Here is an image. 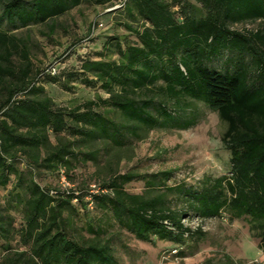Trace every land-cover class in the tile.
Here are the masks:
<instances>
[{
    "label": "trees",
    "instance_id": "1",
    "mask_svg": "<svg viewBox=\"0 0 264 264\" xmlns=\"http://www.w3.org/2000/svg\"><path fill=\"white\" fill-rule=\"evenodd\" d=\"M81 1L0 0V187L9 186L0 199V264H116L103 226L182 245L203 237L184 224L185 216L223 214L247 219L264 252V30L233 27L264 22V0H124L142 24L124 25L135 39L124 47L116 42L118 58L82 57L77 67L57 72L35 68L23 39L1 25L46 24ZM223 56L222 69L209 65ZM160 79L162 98H145ZM76 81L99 83L107 96L68 107L44 87L69 90ZM183 97L201 100L226 124L221 144L230 154L229 172L206 177L199 187L166 185L161 180L170 172L154 174L164 191L150 194L152 179L116 173L110 155L130 147L140 128L158 124L151 106L172 119L164 103L179 105ZM87 168L96 193L83 176ZM46 174L72 185L43 186ZM134 179L145 180L143 192L127 190ZM167 192L180 209H171Z\"/></svg>",
    "mask_w": 264,
    "mask_h": 264
},
{
    "label": "rangeland",
    "instance_id": "2",
    "mask_svg": "<svg viewBox=\"0 0 264 264\" xmlns=\"http://www.w3.org/2000/svg\"><path fill=\"white\" fill-rule=\"evenodd\" d=\"M123 1L109 0L102 4H92L82 0L66 14L46 24L21 27L11 26L4 20L1 25L23 39L35 68L47 69L50 66L52 71L57 72L77 67L82 57L118 58L116 42L124 47L126 41L135 39L124 25L128 23L140 28L142 24L141 20L126 12ZM176 9L174 6L173 10ZM193 13L197 14L196 11ZM233 27L240 31L264 30V22H246ZM225 61L224 56L216 57L209 65L222 69L226 65ZM163 83L160 79L155 86H149L150 91L143 92L146 94L144 97L150 96L155 102L159 101L162 93L156 87ZM68 85L71 87L69 90H65L59 83H45L44 87L56 104L68 107L94 99L97 95L107 96L99 83L86 86L76 81ZM164 104L172 112L173 118L159 115L151 106L150 113L156 117L158 124L155 127L140 128L139 136L133 138L134 143L130 147L122 148L116 154L111 153L115 172L152 179L153 183L148 186L150 194L164 191L159 185L161 179L154 180V174L168 171L170 176L161 180L166 185L184 183L194 187H199L206 177L216 178L228 174L230 154L221 144L226 124L218 114L201 100L190 97H183L179 105L174 100L165 101ZM183 123L186 125L183 126ZM92 170L87 168L83 176L89 178V191L96 193L98 188L93 178L96 176L89 177ZM105 172L101 169L99 177L104 176ZM39 182L43 186H60L65 189L72 185L63 177L58 181L47 174L41 176ZM145 186V180L139 179L126 185L131 193H141ZM6 189L0 187V199ZM166 199L171 201V209L181 208L182 204L175 201L174 194L167 192ZM183 221L191 229L199 228L203 232V237L197 243L187 240L185 244L176 245L167 239L157 238L153 242L141 241L125 230L110 228L108 225L103 226L104 238L108 240L116 264H226L227 257L230 264H264V252L257 248L258 241L251 236L247 219L230 221L223 214L211 219L185 216Z\"/></svg>",
    "mask_w": 264,
    "mask_h": 264
}]
</instances>
